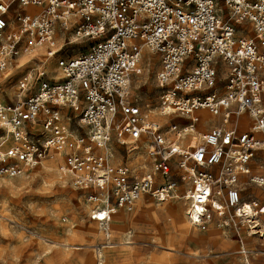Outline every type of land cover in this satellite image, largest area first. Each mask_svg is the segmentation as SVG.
Wrapping results in <instances>:
<instances>
[{
	"label": "built area",
	"instance_id": "obj_1",
	"mask_svg": "<svg viewBox=\"0 0 264 264\" xmlns=\"http://www.w3.org/2000/svg\"><path fill=\"white\" fill-rule=\"evenodd\" d=\"M61 38L89 45L62 54ZM40 48L54 72L30 69L17 101L0 103V178L56 162L105 231L144 196H184L201 230L264 214L240 189H264V0H0V72ZM146 51L159 63L155 112L131 94Z\"/></svg>",
	"mask_w": 264,
	"mask_h": 264
},
{
	"label": "rangeland",
	"instance_id": "obj_2",
	"mask_svg": "<svg viewBox=\"0 0 264 264\" xmlns=\"http://www.w3.org/2000/svg\"><path fill=\"white\" fill-rule=\"evenodd\" d=\"M87 45L58 39L66 55H79ZM145 54L143 73L133 83L131 94L144 110L155 112L159 63L150 52ZM56 61L57 57H46L45 48L14 61L0 72V103L17 101L19 82L30 69L43 66L54 72ZM197 141L194 138L192 143ZM119 146L118 159L126 161ZM254 167L256 172L264 171ZM247 183L240 185L243 200L256 197L264 201V189ZM188 187L180 186L183 195ZM87 193L53 161L21 177L0 178V264H264V214L256 222L242 219L237 228L220 227L216 219L209 230L202 231L188 220L184 198H146L128 215L125 225L120 224V216L126 215L114 211L110 225L114 240L109 242L98 223L90 219L93 206ZM174 207L179 208L176 215Z\"/></svg>",
	"mask_w": 264,
	"mask_h": 264
},
{
	"label": "crops",
	"instance_id": "obj_3",
	"mask_svg": "<svg viewBox=\"0 0 264 264\" xmlns=\"http://www.w3.org/2000/svg\"><path fill=\"white\" fill-rule=\"evenodd\" d=\"M175 120H176L177 123L182 124V125L185 124V123H187L186 118L178 117V118H175ZM177 120H178V121H177ZM212 120L214 121V119H212ZM47 162H49V161H47ZM45 163H46V162H45ZM54 163H56V162H54ZM41 166H42V165H41ZM133 167H135L136 169H138L140 172H145V171H147V170L150 169V168H149V169H146L147 166H133ZM149 167H150V166H149ZM263 196H264V193H263ZM260 197H262V196H260ZM146 198H150V197L144 196V197H142L140 200H144V199H146ZM262 198H264V197H262ZM140 200L137 201L136 206L134 207L133 211H131V212H130V211H127L126 209H121V208L119 209L120 211H122V212L126 215V222H128V219H129L128 215L131 214V213H133V212L135 211V209H136L138 203L140 202ZM90 203H91L92 206H93L92 209H91V211H90V219H91L92 221H95V222L98 223V226H99V229H100V232L102 233V235H103V236H104L109 242H112V241L114 240L113 237H112V230H111V227H110L112 221L110 220L108 230L105 231V230L102 228L100 222H98L97 220H94V219L91 218L92 210H93V208L95 207V204L92 203V202H90ZM111 216H112V214H111ZM126 222H125V224H126ZM125 224H124V225H125ZM211 225H212V224H211ZM211 225H210V226H211ZM210 226H209V228H208L207 230L210 229ZM207 230H202V231H207Z\"/></svg>",
	"mask_w": 264,
	"mask_h": 264
},
{
	"label": "bare ground",
	"instance_id": "obj_4",
	"mask_svg": "<svg viewBox=\"0 0 264 264\" xmlns=\"http://www.w3.org/2000/svg\"><path fill=\"white\" fill-rule=\"evenodd\" d=\"M146 55V54H145ZM151 57V56H150ZM22 65V62L21 63H19L18 64V66L17 67H20ZM189 189V188H188ZM185 195V194H184ZM181 198H184V196H182ZM168 200V199H167ZM146 204H148L147 202H144V205H146ZM178 210H179V208H177V207H174V208H172V211L175 213V215L176 214H178ZM247 212H249V209H247ZM121 217V222H120V224L121 225H123L124 224V222H125V220H126V218L123 216V215H121L120 216ZM264 224V223H263ZM257 225H254V226H252L253 228L254 227H256ZM256 233H259V231H253V232H251V234H256Z\"/></svg>",
	"mask_w": 264,
	"mask_h": 264
}]
</instances>
